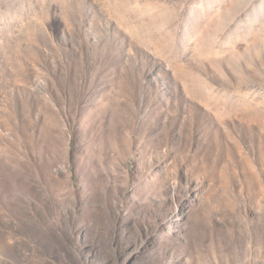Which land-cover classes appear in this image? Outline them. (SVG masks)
Instances as JSON below:
<instances>
[{
	"label": "rangeland",
	"instance_id": "1",
	"mask_svg": "<svg viewBox=\"0 0 264 264\" xmlns=\"http://www.w3.org/2000/svg\"><path fill=\"white\" fill-rule=\"evenodd\" d=\"M0 264H264V0H0Z\"/></svg>",
	"mask_w": 264,
	"mask_h": 264
}]
</instances>
